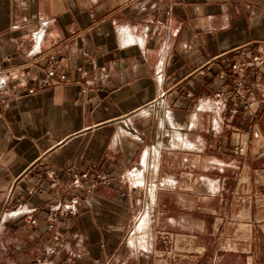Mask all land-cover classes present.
Wrapping results in <instances>:
<instances>
[{
	"label": "crops",
	"instance_id": "0c3cea01",
	"mask_svg": "<svg viewBox=\"0 0 264 264\" xmlns=\"http://www.w3.org/2000/svg\"><path fill=\"white\" fill-rule=\"evenodd\" d=\"M44 22L49 27L35 45L31 35ZM239 49L248 58H264V0H0V81L15 85L0 90V264H35L38 258L48 264H218L213 209L201 211L204 233L184 230L186 198L196 181L190 187L176 181L170 196L158 201L162 224L174 225L166 235L155 233V218L147 220L145 235H134L141 210L134 172L151 149L157 152L158 112L183 117L196 102L215 100L207 93L219 89V80L206 67L224 69L223 58ZM50 57L68 82L29 93ZM253 83L259 102L250 122L259 130L264 98L257 88L264 80ZM243 127L249 138L251 127ZM248 169L264 173V156ZM47 173L89 177L65 191L63 185L51 189ZM254 184L246 181L242 193L259 184L264 190V179ZM74 196L78 213L61 218V239L55 240L46 231V213ZM254 197L247 202L250 212L258 210L253 249L220 256L264 264V227L258 225L264 206ZM22 207L36 209L37 228L16 217Z\"/></svg>",
	"mask_w": 264,
	"mask_h": 264
},
{
	"label": "rangeland",
	"instance_id": "374dc122",
	"mask_svg": "<svg viewBox=\"0 0 264 264\" xmlns=\"http://www.w3.org/2000/svg\"><path fill=\"white\" fill-rule=\"evenodd\" d=\"M255 90L253 93L256 95ZM228 97L226 95L224 101L211 112L208 109L220 97L196 102L195 109L183 117L172 118L164 110L158 112L153 145L157 147V152L153 153L151 149L146 164L140 163L134 172L135 187L141 193V210L137 215L134 235H145L147 220L153 218L156 220L155 233L166 235V228H173L174 225L162 224L164 215L158 201L161 203L169 195L176 181L186 183L188 187L194 186L196 181L194 194H187L186 198L184 230L190 235L206 229L201 211L211 207L215 213L213 232L214 247L219 251L218 264H242L240 257L220 255L230 254L228 251L232 249L248 252L253 249L254 236L259 229L254 219L258 210L253 208L251 213L247 202L253 198L254 203L256 196L259 202L255 205L262 203L264 206L263 184L249 194L242 192L247 190L246 181L255 185L256 179H264V173H253L248 169L254 158L264 156V129L260 125L257 130V121L250 122L255 115L254 105L250 110H240L237 100L232 102ZM236 108L238 112L233 118L230 110ZM243 126L251 127L249 138ZM182 173L187 175L177 176ZM258 225L264 227V220ZM260 243L264 246V241Z\"/></svg>",
	"mask_w": 264,
	"mask_h": 264
},
{
	"label": "built area",
	"instance_id": "2783aa9c",
	"mask_svg": "<svg viewBox=\"0 0 264 264\" xmlns=\"http://www.w3.org/2000/svg\"><path fill=\"white\" fill-rule=\"evenodd\" d=\"M49 27V22H44L42 26L31 35L32 41L35 45H39L45 36V32ZM34 55V53H33ZM85 57H89L87 52H84ZM248 52L246 49H239L233 53L232 58L224 57L222 60L223 68H211L207 66L208 70H214L215 76L218 78L219 89L208 90V95L213 94L215 97H222L225 93L228 98L235 102L237 100L238 108L240 110H250L251 107L256 102V95L253 93L254 80L262 82L264 80V58L257 54L250 58L247 57ZM32 58V57H31ZM49 66L45 71V76L39 80L35 87L28 90L29 93H35L36 91L44 88L53 87L56 84H64L68 82L67 74L64 70L58 67V59L55 57H50ZM217 63V62H216ZM37 64L36 58H32L31 65ZM79 72H81L84 78L87 77L88 73L79 67ZM253 71V74H247V72ZM206 74L205 70L199 71V76L203 77ZM90 84V81H87ZM19 85H22L21 83ZM15 88L10 87L9 83L3 79L0 81L1 91H10ZM230 95H229V91ZM257 90L260 95L264 98V85H260ZM190 99H194L196 94L194 91L188 93ZM227 98V99H228ZM237 105V104H236ZM234 118L237 114L238 109L230 110ZM47 177L51 180L50 187L55 189L59 185L65 186V191H70L71 188L83 186L82 180L89 177V173H71L64 177H60L55 173H47ZM97 178H101V175L96 174ZM73 183V185H72ZM71 184V185H70ZM22 204V203H21ZM24 206V204H22ZM79 197L74 196L64 203H58L55 207L49 209L44 218L46 231L53 234L55 240L61 239V233L58 230V224L61 218H65L68 215H76L78 213ZM36 209H26L24 207L17 211L16 217L19 219H25L27 223L34 228H37L40 223V219L35 215ZM35 264H48L44 259L38 258L35 260Z\"/></svg>",
	"mask_w": 264,
	"mask_h": 264
},
{
	"label": "bare ground",
	"instance_id": "6f19581e",
	"mask_svg": "<svg viewBox=\"0 0 264 264\" xmlns=\"http://www.w3.org/2000/svg\"><path fill=\"white\" fill-rule=\"evenodd\" d=\"M146 157H147V154H146ZM149 157V156H148ZM145 159V158H144ZM145 163V162H144Z\"/></svg>",
	"mask_w": 264,
	"mask_h": 264
}]
</instances>
